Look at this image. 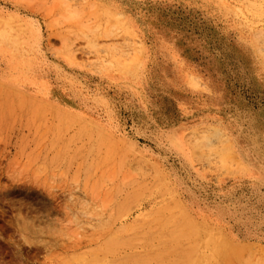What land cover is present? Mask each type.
<instances>
[{"label": "rangeland", "instance_id": "obj_1", "mask_svg": "<svg viewBox=\"0 0 264 264\" xmlns=\"http://www.w3.org/2000/svg\"><path fill=\"white\" fill-rule=\"evenodd\" d=\"M0 44V264H264V0H0Z\"/></svg>", "mask_w": 264, "mask_h": 264}, {"label": "bare ground", "instance_id": "obj_2", "mask_svg": "<svg viewBox=\"0 0 264 264\" xmlns=\"http://www.w3.org/2000/svg\"><path fill=\"white\" fill-rule=\"evenodd\" d=\"M0 46L2 48L1 44ZM17 68H20V67L18 66ZM16 70H19L20 72L17 74L9 73V76L7 80L5 81L6 86L0 89V112L8 116V118L10 119L17 118V114H16L17 111L21 113L25 112V110H27L26 106H28L29 104L30 105L29 107H31V104L33 105L36 99V96L34 94H32L31 92L27 90H24L25 84H28V83L32 84V82H30V80L25 77V74H23V72L20 69H16ZM1 90H4V91H1ZM44 107L45 108H42V109H45V112L48 114L53 113V110H55V108L52 106L45 105ZM31 108H33V111L31 113L32 115H29V113H26L25 116H23L24 115L23 113L22 116H20V117H23L25 121H29L30 117H32L33 115L39 116V112L37 108L36 107H31ZM95 145H97V142L95 143ZM96 152H97V147H96ZM230 240H232L233 242H237L232 237H230ZM77 245L79 246L80 243H77Z\"/></svg>", "mask_w": 264, "mask_h": 264}]
</instances>
